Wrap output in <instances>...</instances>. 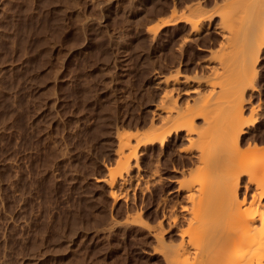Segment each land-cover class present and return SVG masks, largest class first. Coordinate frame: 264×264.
I'll use <instances>...</instances> for the list:
<instances>
[{
    "label": "rangeland",
    "instance_id": "374dc122",
    "mask_svg": "<svg viewBox=\"0 0 264 264\" xmlns=\"http://www.w3.org/2000/svg\"><path fill=\"white\" fill-rule=\"evenodd\" d=\"M224 1L0 0V264H167L163 253L179 244L186 227L182 209L197 206L199 191L192 188L196 198L187 200L186 182L201 179L197 172L203 173L204 164L184 159L189 144L173 129L163 147L159 142L137 147V142L166 116L157 108L170 95L166 92L182 106L197 103L193 96L199 101L209 90L206 67L219 65L211 57L219 54L220 61L228 46L230 54L237 48L231 38L238 26L223 23L215 29ZM243 1L249 12L251 0ZM233 3L229 0L236 8ZM262 3L252 5L254 11L258 6L256 14ZM199 5L204 13L198 18H213L203 17L192 34L185 17L199 12ZM161 20L170 22L160 26ZM225 28L231 34L223 39ZM262 43L259 63L251 64L258 75L250 64L244 67L254 85L246 88L242 115L252 127L241 118L245 135L250 134L245 138L258 136L250 144L259 148L264 144ZM232 55L228 62L241 77L246 54H239L238 62ZM160 124L155 129L165 131ZM122 137H129L131 147L126 161L118 158ZM126 162L133 165L128 174ZM258 169L253 167L254 173ZM156 229L162 234L156 236Z\"/></svg>",
    "mask_w": 264,
    "mask_h": 264
},
{
    "label": "bare ground",
    "instance_id": "6f19581e",
    "mask_svg": "<svg viewBox=\"0 0 264 264\" xmlns=\"http://www.w3.org/2000/svg\"><path fill=\"white\" fill-rule=\"evenodd\" d=\"M262 1L263 0L259 2L256 1L255 4L263 5ZM224 2L226 3L221 7L218 14L220 18L219 19L220 21H218L219 26L218 23H215L218 26V28H216L217 27L216 26L215 29L217 30L219 29V27L221 26L223 27L224 24H227L229 27L233 26L235 28V26H238L240 28L239 30V28L237 27L236 28L237 30L233 31L234 34L232 35L235 36L231 38V41H233L232 39L236 37V40L235 39L234 40L237 43L236 42L233 43L235 47L237 46V48H234L233 45H230L233 46L232 48L235 49V50L232 49L233 50L232 53L234 52L235 53L233 55L232 53L230 54L229 52L230 47L228 46L229 54L227 53L228 54L227 55L226 52L225 54L227 56L222 54V56L224 55L225 57L223 58L226 59L225 61L224 59L219 61L220 59L219 54L213 55V57H211V59H214L216 57L217 59L216 58L215 59L218 60L219 63L218 62L217 63L219 65L214 66L213 64L209 65L210 64L209 63L208 67H206L207 69H209V71H207L208 78L205 75L203 76L204 77L203 79L205 80V77L207 78V80L205 81L206 85L204 84V86L205 87L208 86L209 90L206 96H204V98L201 99L202 101L199 99L200 102L197 100L198 99L197 95H196L197 97L193 96L194 102L197 101V103H201L198 106L196 105L197 107L195 106V104L197 103L194 104L191 102L192 104H190L189 103L190 101H188V103L185 106H182V103L180 104L178 103L177 96L174 99L173 95H171L172 94L171 90H169L170 93L166 92V94H170V95L168 96L165 94L166 95L165 102L163 101L164 98L163 99L161 98L162 99L161 102L163 101L164 103L160 102L162 106L160 104L159 105L161 107L157 106L158 109H161V111L164 110L166 112V116H164V118L162 116L165 114V112L162 116L161 113H159L161 118L165 119L164 123H162L163 119L160 118L162 121L161 124H164L162 125V127L166 128V130L161 131L159 129L160 126L157 127V129H155L156 125L160 123H157L154 127L152 125L151 128L153 130L150 133H147L146 137L143 140L137 142V147L140 145H147V144L152 145L158 142L163 147L164 146L163 144L165 143L167 136H169L174 130L175 131L174 134L176 135V138H178V136L183 137L189 144L188 147H186V150L183 149V147H181L182 149L179 150V151L185 150V152L189 154L188 156H186L188 159L187 158L184 159H186V161L188 162L191 161V163L198 162V164L194 166L197 165L199 166L200 163L204 164L203 173H201L199 170L197 172L198 174H201L200 176L201 179L196 176L197 181L192 178L190 182L189 181L186 182L189 185L184 184L186 186V190L188 189L189 191V192L187 191L188 193L186 194L187 195L186 198L190 197V199L187 200L194 201L192 197H194V199L196 198V196L193 195L196 191L194 190L195 186L196 189L199 191V195H197V198L199 200L198 199L195 200V204L197 203V206L194 208L192 206L191 211H189L188 206L187 209L186 207L182 209L185 211V213L187 212L188 214V215L186 214L187 216L184 215L185 223H186V225L185 224L184 225L186 227H184L183 231L179 235L180 237L179 244L177 243L178 244L177 246L168 245L169 248L167 247V251L163 253V255H165L167 264H264V148H263L264 144L260 145V147L262 146V148H259L258 145H256L255 143L251 145L250 141L252 139L250 138H254V139H259V138H256L258 137L256 135H255L256 137H253L254 135H252L251 137H249L250 139L249 141L248 138H245V136H249L250 134L245 135L246 131L245 128L243 127L245 125L249 126L248 123L249 121L247 119H244L246 117H243L244 115L243 112L248 105L247 104L246 107H244L245 102H248L247 99H245V97L248 96H244V94L246 93L245 91L247 87L253 89L254 84L252 83L253 79L251 80L252 77L251 73L254 71L257 74L258 71L252 68L255 67V64L259 63V59L261 58L260 53L262 52V48H263L262 42L264 41V8H262L263 10L260 14H256L258 6H256L257 9L255 8L254 11L252 5H254L255 7V4H253L254 1L252 0H251L252 3L248 4V2L250 1L246 3L249 5L248 6L250 8L249 12H247L248 9L246 10L242 8L241 5H243L244 2L243 0L242 2L240 0L239 2L238 0L237 1L235 0V5L233 3V6H236V8L230 6L229 0H225ZM237 5H239L238 7H240L241 9H239ZM200 6L201 5L196 6V8H199ZM246 6L247 5H245V8H247ZM192 9L193 11L198 10L191 8L190 10L191 12ZM238 9L239 11L242 12H239ZM200 11H202L201 7L199 12L197 13L192 12L193 16L195 14L194 17L193 16L185 17L189 25L191 24L190 31L192 34L198 33L203 20L204 21L206 20V19H202L203 17L204 18L207 17L205 14L204 16H200V18H198L199 16L197 14L200 13ZM253 11L255 12V14ZM203 13L204 11L201 12L200 14L203 15ZM242 13H244V16ZM208 17L207 20L213 18L212 15ZM211 21L213 20H209V26ZM169 22L170 20H166V21L161 20L160 26L165 25ZM220 23L222 24L224 23V24L222 25ZM227 28H225L226 32H224L225 30L223 31L222 29H220L223 31L221 34V36H223V39L229 38L228 36L231 34V32L230 34H228L229 31H227ZM241 28L246 30V32L249 34L246 33L244 37H241L243 36L241 35V33H239V31H241ZM255 36L260 39L255 38L257 39L255 41L254 40ZM243 38H245L244 41L246 39L248 40L246 41L249 43L248 45H246V43L244 45ZM190 39L192 40L194 39V37L192 38L190 36ZM240 39L243 44L241 43ZM223 41L224 40H222V42ZM257 41H261V42L258 43ZM238 43H241L243 47ZM238 47H240V49L242 48L241 52L240 49H238ZM246 47L248 48L247 49L248 51L247 52L244 51V53L246 52L245 54L247 56L242 52V50L245 49ZM236 49L238 53L237 55H236ZM239 54L246 56V61L244 58L245 56H242L245 65L244 63H242L243 61L242 62L239 61L238 63L239 68L243 67L241 70H245L244 67L247 68V64L248 66L250 64L251 68H249L250 66L248 68L251 69L252 71V72L250 71V74H247L246 70H245V74L243 73L244 71H242L241 77L237 76L236 74L237 71L233 72L235 70L233 69L235 68L233 67L234 63H232L233 65H230L232 61L231 55L233 60L236 58L235 61L242 60V57ZM234 55H236L237 57L239 56L238 57L239 59ZM229 60L230 63L228 62ZM248 60L250 61V63L248 62ZM222 61H224L225 63ZM226 62L229 65H227ZM240 62L244 66L240 65L241 64ZM252 62H253V67L251 65ZM223 63L224 65L225 64L227 65V68L226 66L222 65ZM230 66H232V68H230ZM230 69L233 70L231 71ZM229 71L233 73L231 74L232 76H237V78L239 77L238 79H236L237 81L232 79L233 77H231V75L228 74ZM247 75H250V77ZM253 78L256 77L253 76ZM175 81L176 82L179 81V78L176 77ZM199 86L200 85H198V87ZM172 90H174V88ZM196 90L194 89L193 92L195 94L199 93L202 96L200 89L197 90V92ZM252 92L254 91H251V93ZM251 99L252 98H250V100ZM192 105L195 106L194 108L196 109H193ZM251 109H249V111ZM246 111L248 110L246 109ZM242 117H243L242 121H244L245 125H243L244 123L242 124L241 122ZM198 120L199 121L201 120V122H198ZM169 121L171 123H169ZM250 121H251L250 124H252V120ZM166 123L167 125H165ZM168 125H171L169 126L170 128L168 127L169 129L167 128ZM250 126L249 128L252 127ZM249 131L250 129L248 130V132ZM246 141H248L249 143ZM244 143L249 144L247 149L243 148ZM129 147H130L129 137H122L119 142L120 149L118 150L119 151L118 158L121 157V159L123 158L126 161L127 159L124 157H126L127 155L124 153L125 150L128 149ZM132 148H134L133 145ZM258 152H260V154ZM254 153L255 156L259 155L258 157L256 156L255 160H253V158H255ZM250 154H252L251 155L252 159L250 157ZM184 163H186L185 160L183 164ZM129 164H130L129 162H126L125 164L123 163L124 170H126V172L130 168ZM187 164L191 165L190 163ZM257 166L259 168L257 171L258 174L256 172L254 173L253 171V167L257 169ZM126 172L124 173L125 175L128 174V172L127 174ZM122 173H123V168H122ZM154 174L155 173H153V175ZM124 176L122 177L120 176V177L123 178V180H125L124 178H126L127 176L126 177ZM203 176H207L205 180ZM112 179L113 180L111 181L114 183L115 177L112 176ZM110 186L112 187V183ZM183 186L181 185L179 186V188L181 187L182 189L183 188L185 189V186L184 187ZM192 188H194L193 189L194 191H192ZM242 196L243 198L240 201V197ZM193 203L194 202H192L191 204ZM173 220H174L173 223L176 224L177 219L175 218ZM160 229L159 230L156 229V236L162 234V232L160 231L161 230L163 231V229L161 230ZM159 241L161 242V239ZM160 251L162 252L163 250Z\"/></svg>",
    "mask_w": 264,
    "mask_h": 264
}]
</instances>
